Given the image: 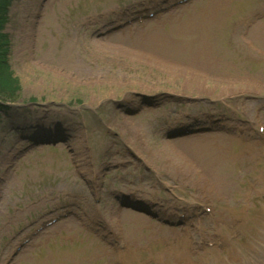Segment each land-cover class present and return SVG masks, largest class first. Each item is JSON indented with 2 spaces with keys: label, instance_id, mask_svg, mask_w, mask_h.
I'll return each mask as SVG.
<instances>
[{
  "label": "rangeland",
  "instance_id": "374dc122",
  "mask_svg": "<svg viewBox=\"0 0 264 264\" xmlns=\"http://www.w3.org/2000/svg\"><path fill=\"white\" fill-rule=\"evenodd\" d=\"M166 1L10 6L20 98L0 131V264H264V15L254 17L264 0H192L125 20ZM203 12L223 34L209 63L190 51L203 40L185 35ZM166 45L178 68L152 62ZM21 125L55 142L22 156ZM129 196L158 212L127 214L117 200ZM206 203L211 212L182 230L146 214L178 218Z\"/></svg>",
  "mask_w": 264,
  "mask_h": 264
},
{
  "label": "bare ground",
  "instance_id": "6f19581e",
  "mask_svg": "<svg viewBox=\"0 0 264 264\" xmlns=\"http://www.w3.org/2000/svg\"><path fill=\"white\" fill-rule=\"evenodd\" d=\"M209 19L212 18L205 16V12H203L198 22L197 20H195L192 22V24L188 25L189 26L187 28L188 32L185 33L186 36L195 35V38L203 40L204 45L202 46H200L199 44L193 45L190 47V51L194 52L198 56L201 62L211 57L207 61V63H209L212 60L214 52L218 49L217 44L223 41V34L221 32L222 27H218L217 24H210L204 21ZM166 47H167L166 49L161 50V54H155L154 56H150L152 62H155L156 60L160 59L161 64L166 65L170 61V59H173V55L177 53L176 51L173 50V45H166ZM193 56L190 57V60L192 62L201 63L194 61L192 58ZM212 63L215 62L212 61ZM166 66H172L173 68H178V66H173L172 62L168 63ZM125 217L127 218L128 216L126 215Z\"/></svg>",
  "mask_w": 264,
  "mask_h": 264
},
{
  "label": "trees",
  "instance_id": "16d2710c",
  "mask_svg": "<svg viewBox=\"0 0 264 264\" xmlns=\"http://www.w3.org/2000/svg\"><path fill=\"white\" fill-rule=\"evenodd\" d=\"M2 19L0 18V30L2 28ZM4 39L0 35V99H13L18 92L16 80L13 78L6 58V48Z\"/></svg>",
  "mask_w": 264,
  "mask_h": 264
}]
</instances>
